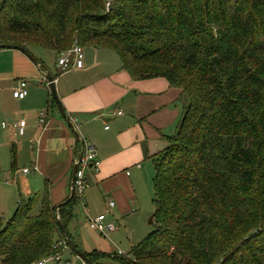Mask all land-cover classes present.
<instances>
[{
	"label": "trees",
	"instance_id": "trees-1",
	"mask_svg": "<svg viewBox=\"0 0 264 264\" xmlns=\"http://www.w3.org/2000/svg\"><path fill=\"white\" fill-rule=\"evenodd\" d=\"M75 42L189 99L155 157L153 231L126 254L87 252L91 263L264 264V0L0 1V43L58 55ZM78 201L21 199L0 217V264L60 252Z\"/></svg>",
	"mask_w": 264,
	"mask_h": 264
},
{
	"label": "crops",
	"instance_id": "crops-1",
	"mask_svg": "<svg viewBox=\"0 0 264 264\" xmlns=\"http://www.w3.org/2000/svg\"><path fill=\"white\" fill-rule=\"evenodd\" d=\"M5 50L0 49V144L11 146L12 154L5 166L0 162V184L5 180L17 188L11 199L18 204L48 189L54 205L65 202L74 164L89 142L97 148L99 165L86 170L84 211L88 214L92 209L99 215L105 208V213L122 215L130 210L150 166L155 169L156 155L180 123L186 103L180 89L162 77L133 79L119 55L108 48L84 47L83 67L66 72L59 70L57 62L52 70L43 55L46 49L29 48L38 63L17 49ZM48 71L55 76L57 94L75 129L53 104L50 85L44 80ZM20 80L28 81L23 99L13 96ZM42 111L46 113L43 125ZM23 119L27 124L20 134L18 123ZM109 199L115 202L113 207ZM72 240L81 249L73 235Z\"/></svg>",
	"mask_w": 264,
	"mask_h": 264
},
{
	"label": "rangeland",
	"instance_id": "rangeland-1",
	"mask_svg": "<svg viewBox=\"0 0 264 264\" xmlns=\"http://www.w3.org/2000/svg\"><path fill=\"white\" fill-rule=\"evenodd\" d=\"M5 51H7V49ZM42 51L43 55H45V59L51 63L52 70H54V65L58 57L50 50ZM182 99L187 101L185 104L188 103L189 99L186 95H184ZM1 130H3V128L0 124V133ZM1 140L0 138V141ZM11 154V146L7 148L3 144H0V162L2 167L5 164V160L10 158ZM18 161L22 162L23 160L19 159ZM22 165L23 163H20V166ZM149 170L148 174L140 183L141 185L138 187L137 200H134L131 209L122 215H113V212L106 213L105 221L107 223H114L115 230L113 232L103 234L91 229L87 216L89 214V217H96L97 212L94 211L95 213H93V210L89 209L90 212L86 214L83 209V203L79 199L75 206V215L68 225V230L74 236L75 242L79 244L84 252H93L97 250L111 255H117L119 252L126 254L131 245L138 243L153 231L154 225L150 223V218L155 210L153 203L155 191L154 177L156 174L154 165L150 166ZM2 183L3 184H0V192L2 193V198L0 197V217L6 221L10 219L17 208L18 204L10 197L11 193L14 194V190L17 188L15 189L14 186L11 188L9 185L5 184V180H3ZM2 209L3 213H1ZM100 211L105 213V208H101ZM66 260H70L71 264H80L81 261L78 255L70 252V249H65L62 252V261ZM101 262L102 264H120L111 257H106L102 259ZM45 264H61V261L58 262L57 260L51 259Z\"/></svg>",
	"mask_w": 264,
	"mask_h": 264
},
{
	"label": "built area",
	"instance_id": "built-area-1",
	"mask_svg": "<svg viewBox=\"0 0 264 264\" xmlns=\"http://www.w3.org/2000/svg\"><path fill=\"white\" fill-rule=\"evenodd\" d=\"M83 64H84V48L77 42H75L70 49L62 51L58 54L57 66L59 67V70L61 72L82 68ZM44 80L47 81L46 78H44ZM27 94H28V81L20 80L18 85L13 90V96L17 99H23L27 96ZM45 120H46V113L42 111L39 113L40 124L43 125L45 123ZM26 124L27 122L24 119L19 121L18 129L20 134H24ZM98 165H99V159H98V152L96 146L93 143H89V142L85 143L76 175V195L83 204L85 203L84 191L87 186L86 170L91 168L92 169L97 168ZM28 171H29L28 168L24 169V172H28ZM114 205L115 202L109 199V207H113ZM105 220H106V213H102L97 215L96 217H89L88 222L91 229H94L103 234L115 230L114 224L111 222L107 223ZM59 244L62 246V250L60 252L42 258L33 264H45L46 261L51 259L57 260L58 262L61 261V264H71L69 260L62 261V252L65 249H69L67 241L64 240L60 241ZM81 264H87V263L82 262Z\"/></svg>",
	"mask_w": 264,
	"mask_h": 264
},
{
	"label": "water",
	"instance_id": "water-1",
	"mask_svg": "<svg viewBox=\"0 0 264 264\" xmlns=\"http://www.w3.org/2000/svg\"><path fill=\"white\" fill-rule=\"evenodd\" d=\"M0 49H17L21 52H23L27 57H29L33 62L38 63L37 59L33 56V54L29 51V49H27L24 46L21 45H17V44H10V43H0ZM46 79L49 82L50 88H51V93H52V97L55 100L59 110L61 111L62 116L65 118V120L67 121L68 125L72 128L75 129V126L73 124V122L71 121L69 115L67 114V112L65 111L61 100L57 94V90L55 87V76L52 75L49 71L46 73ZM77 135V132H75ZM83 153V152H82ZM82 155V154H81ZM81 155L79 157V159L75 162L74 167H73V174H72V182H71V189H70V194L68 197V200H71L73 198H75L76 195V175H77V170L80 164V158ZM63 203H60L57 205V208L59 206H61ZM150 223H154V214L151 216L150 218ZM60 225L62 226V224L60 223ZM64 234L67 238V243L69 248L76 253V255H78L83 261H85V263L87 264H92L87 253H85L84 251H82L79 247H77V245L73 242V240L69 237V234L67 233V231L65 230V228H63Z\"/></svg>",
	"mask_w": 264,
	"mask_h": 264
}]
</instances>
